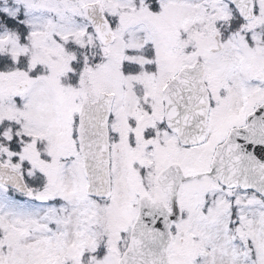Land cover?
Segmentation results:
<instances>
[{
  "label": "snow or ice",
  "instance_id": "1",
  "mask_svg": "<svg viewBox=\"0 0 264 264\" xmlns=\"http://www.w3.org/2000/svg\"><path fill=\"white\" fill-rule=\"evenodd\" d=\"M0 264H264V0H0Z\"/></svg>",
  "mask_w": 264,
  "mask_h": 264
}]
</instances>
